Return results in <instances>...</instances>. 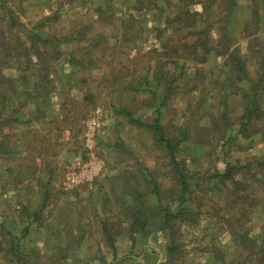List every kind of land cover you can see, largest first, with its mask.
Returning <instances> with one entry per match:
<instances>
[{
	"label": "rangeland",
	"instance_id": "rangeland-1",
	"mask_svg": "<svg viewBox=\"0 0 264 264\" xmlns=\"http://www.w3.org/2000/svg\"><path fill=\"white\" fill-rule=\"evenodd\" d=\"M145 1L0 0V69L10 78L0 80V264H258L226 218L261 240L264 191L253 184L256 195L236 200L234 183L215 177L229 162L264 157L262 134L240 130L241 83L226 56L197 64L173 53L187 31L166 27L176 8ZM238 1L228 26L244 53L254 3ZM192 8L202 11V0ZM33 30L61 44L38 63L22 55ZM168 91L161 122L170 136L186 131L177 155L186 203L168 152L132 121H151ZM179 205L210 213L162 229Z\"/></svg>",
	"mask_w": 264,
	"mask_h": 264
},
{
	"label": "trees",
	"instance_id": "trees-1",
	"mask_svg": "<svg viewBox=\"0 0 264 264\" xmlns=\"http://www.w3.org/2000/svg\"><path fill=\"white\" fill-rule=\"evenodd\" d=\"M141 3L140 7L145 9V0H137ZM253 1V9L250 17L254 20V25L256 28L249 30L246 26L243 35L248 38L249 48L248 51L242 52L240 46L237 45V39L234 38L232 34V29H229V21L233 18L234 14L237 12L236 7L239 6L238 0H202L203 10H196L192 8V5L196 3V0H166L167 6H172L176 8V12L173 15H168L166 19V27H172L171 30H184L186 29L185 39L180 38L178 45L174 47V52L180 54V57L191 58L195 63H205L210 61V59L215 55L226 56V63L232 69L238 82H240L241 98L243 99V113L241 116V131L250 129L252 133H261L264 137V40L258 36L260 30L259 18L261 11L264 12V0H251ZM159 0H151L149 9L152 5L154 8L158 6ZM217 8L218 13L214 14L213 9ZM103 8L100 7V11ZM43 19V18H42ZM131 19L137 21L135 15H131ZM256 20V21H255ZM250 25V24H249ZM248 29V30H247ZM232 33H231V32ZM159 34H163V30H159ZM0 35L4 36V33L0 31ZM32 43L30 48L32 53H29L28 47H25L22 55L27 54L28 57H32L35 53L37 57V63L43 60L44 51L49 49V47H54L57 50L61 45L59 44V38L55 34L45 35L42 32L34 31L32 34ZM258 43V44H257ZM178 46L182 47L179 52ZM48 51V50H47ZM15 52V51H14ZM18 53V51H16ZM26 62L27 65L31 62ZM259 67L256 74L252 71V64ZM26 65V66H27ZM29 68V65H28ZM27 68V69H28ZM170 72V70H168ZM158 75V79L162 77ZM0 80L9 81L10 78L4 75L0 69ZM149 84V79L146 82ZM140 85L142 84L139 83ZM143 92L148 89L142 88ZM154 95H157L156 91H152ZM169 91L163 94L162 101L156 108V112L151 117V121H142V116L138 118H132V113L127 111V106L122 109L127 115L132 118V121L138 123L139 126H146L152 133L156 141L166 149L170 156V163L176 173V177L180 180L182 188L179 192L178 198L182 203H186L191 194L190 184L188 182V177L185 175V170L187 169V164L184 167L181 161L177 158L180 146L182 142L185 141L186 131L182 132L181 136L168 135L165 131L164 125L162 124V116L165 100L168 97ZM154 98V97H153ZM156 98V97H155ZM157 99V98H156ZM154 101H152L153 103ZM156 104V102L154 103ZM248 131V130H247ZM241 175L236 179V175ZM216 178L230 179L234 183V193L236 194V200H248L250 196L256 195L255 188L253 184L258 185L257 193L264 191V157L254 158L248 160L246 163H227L226 171L217 172L215 174ZM254 189V190H253ZM159 194V189H156ZM248 193V194H247ZM250 195V196H249ZM187 205V204H186ZM201 207V206H200ZM202 208V207H201ZM191 206H181L176 210L166 209L164 213V220L162 222V229L169 228L171 221H187V222H199L195 216H204L210 212L205 209H200L199 212L194 211ZM140 213L136 212L137 220L143 219L142 211ZM144 217H146L144 215ZM207 217L201 218L200 221H204ZM233 217L226 218L227 227L231 228L230 231L236 232L241 239V246L244 251L249 254L251 260L256 261L258 264H264V230L262 233V239L258 240L249 236L248 232H240L238 230V224L234 225L232 223ZM237 222H241L242 218L236 219ZM145 224V223H144ZM228 227V228H229ZM148 231H146L147 233ZM173 248V247H172ZM169 257L171 256V246H168Z\"/></svg>",
	"mask_w": 264,
	"mask_h": 264
}]
</instances>
